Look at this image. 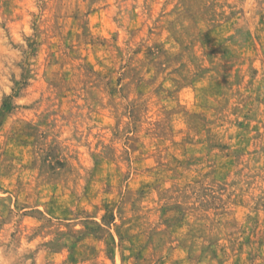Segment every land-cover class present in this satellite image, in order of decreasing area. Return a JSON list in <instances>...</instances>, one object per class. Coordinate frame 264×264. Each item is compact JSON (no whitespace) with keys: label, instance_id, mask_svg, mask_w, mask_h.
I'll use <instances>...</instances> for the list:
<instances>
[{"label":"rangeland","instance_id":"obj_1","mask_svg":"<svg viewBox=\"0 0 264 264\" xmlns=\"http://www.w3.org/2000/svg\"><path fill=\"white\" fill-rule=\"evenodd\" d=\"M0 264H264V0H0Z\"/></svg>","mask_w":264,"mask_h":264}]
</instances>
